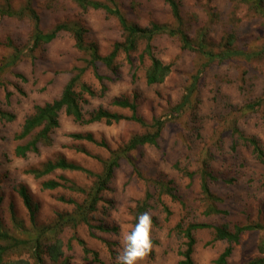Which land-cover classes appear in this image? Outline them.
<instances>
[{
	"label": "rangeland",
	"instance_id": "rangeland-1",
	"mask_svg": "<svg viewBox=\"0 0 264 264\" xmlns=\"http://www.w3.org/2000/svg\"><path fill=\"white\" fill-rule=\"evenodd\" d=\"M179 1L184 27L195 41L203 38L208 49L218 51L223 48L225 37L233 34L235 47L247 55L210 62L199 77L190 102L179 112L175 107L198 76V70L209 60L199 51L182 48L176 36L159 35L154 42L156 56L172 64L171 73L161 83H147L150 59L142 58L145 40H140L130 55L120 53L116 71L99 62L98 71L105 76L103 82L91 67L86 70L82 82L96 92L95 96L86 92L81 95L87 115L99 107L128 115V109L113 105L115 98L127 96L137 101L139 113L148 122L164 116L166 123L158 145H143L130 152L129 158L120 160L110 187L102 193L98 209L91 215L92 225L65 226L58 233L65 251L60 260L64 259L63 264H117L124 235L134 227L138 208L147 194L150 206L146 212L152 215L151 238L156 242L151 246L153 252H148L139 264H179L180 250L186 241L177 227L180 223L187 226L191 222H208L231 228L251 222L264 224V160L253 145L235 133L239 128L256 137L264 149V103L259 111H250L246 106L264 97V12L253 8L247 0ZM9 2L14 7L31 2L46 30L60 22L83 26L87 43L95 44L102 54L109 53L117 41L125 38L117 18L103 9H84L74 0ZM116 2L128 20L139 26L176 22L164 0ZM30 31L27 20L0 14V65L13 53V46L25 48L29 44ZM27 51L16 66L0 73V107L16 114L13 121L0 118V195L4 197L0 215L5 227L15 233L18 232L12 211L27 228L32 227L20 187L25 186L38 205L36 222L45 225L52 223L60 212L74 211L75 203L66 200L82 202L84 194L66 186L43 189L44 180L64 176L77 185L89 186L94 179L83 171L61 169L38 178L29 169L64 157L95 172L101 171L103 162L99 158H108L112 149L147 130L131 120L79 123L62 112L50 145H42L40 152L27 157L17 156L15 147L21 141L16 135L26 116L36 104L59 97L76 67L87 66L89 58L77 49L68 31L33 52ZM8 90L13 92L10 102L6 99ZM72 132H91L107 147L75 139ZM82 148L85 152L79 151ZM206 162L218 176L211 187L220 197L215 206L222 212L207 213L210 201L202 192L200 176ZM105 226L109 229L105 230ZM195 235V263L216 264L228 242L216 240L213 228L199 229ZM79 240H84L94 253L86 254ZM262 244L264 229L245 232L228 264H248L256 257H264ZM23 257L33 261L29 251ZM46 264L54 263L46 257Z\"/></svg>",
	"mask_w": 264,
	"mask_h": 264
},
{
	"label": "trees",
	"instance_id": "trees-1",
	"mask_svg": "<svg viewBox=\"0 0 264 264\" xmlns=\"http://www.w3.org/2000/svg\"><path fill=\"white\" fill-rule=\"evenodd\" d=\"M80 7L84 9L95 8L103 9L108 14L115 16L119 21L125 38L122 41H117L111 51L107 54L100 53L98 47L93 43L86 41V29L77 24L70 22L57 23L53 28L46 30L42 26L41 15L37 9L31 4H25L14 7L8 0L5 3H0V14L10 17H16L21 20H27L31 24L29 35V44L23 48L21 46H13V53L3 64L0 65V73L8 68H13L22 59L27 49L31 52L41 47L42 45L52 42L61 32H70L75 40V46L79 51L86 53L88 65L76 67V73L72 75L70 80L65 85L59 97L53 100L39 103L34 106V110L26 116L23 125L16 135V139L21 142L15 147V154L19 157H27L30 153H38L42 145H50L53 142V134L60 126V115L65 112L72 116L79 123H96L104 121L107 124L119 123L122 120H131L147 127V130L142 133H136L122 146L112 149L110 156L106 159L99 158L103 162L101 171H93L81 164L68 161L64 157L50 159L41 167L29 169V172L35 177L42 178L54 173L56 170H72L83 171L94 177L91 185H77L64 176L59 179L49 178L43 181V189H56L59 187H69L70 189L84 194L82 202L68 199L67 202L75 203V209L71 212H60L58 217L49 224L38 225L36 222V212L38 205L34 203L31 195L25 186L20 187L19 193L23 198L24 205L30 213V221L32 227L29 229L25 226L14 211H12V219L17 227V232H12L6 228L0 215V264H46V257H49L54 264L66 263L61 258L64 255L63 240L58 236L65 226H77L80 223L91 224V215L98 209V203L102 199V193L110 187L111 181L114 178L115 169L120 165L122 158H129L130 152L136 150L143 145H158L162 135V130L166 123V118H154L153 122H148L138 110V103L135 99H130L127 96L117 97L113 100V105L128 109L130 114L126 115L117 111L99 107L92 111L89 115L84 112L83 102L85 98L81 96L84 92L91 96H95L96 92L86 82H82V76L90 67L94 70L95 76L104 81L105 76L98 71V63L101 62L112 70L116 71V61L120 53H130L135 50L140 40H145V48L142 58L148 57L150 65L146 71L147 83L157 84L163 82L172 71V64L167 63L155 54V40L159 35L167 34L176 36L180 39L182 48L199 51L204 54L209 60L200 70L198 76L194 77L193 84L188 87L183 100L175 107L179 112L183 107L190 102L193 90L198 83L199 77L202 75L205 67L212 61L219 59L234 58L237 56L247 55L243 50H239L234 45V35L229 34L224 39V45L221 50L214 51L208 49L203 40L195 41L187 29L184 27V18L182 7L179 0H164L171 9L172 17L176 20L174 24L153 22L147 26H139L130 22L118 5L116 0H74ZM251 2L253 8L264 12V0H247ZM22 76V75H21ZM1 83V82H0ZM78 87L81 88L78 91ZM13 92L8 90L6 99L11 101ZM264 103V97L248 103L247 109L250 111H259ZM0 118L5 121H13L16 119V114L13 111L0 107ZM264 121V116H263ZM235 133L253 145L258 156L264 160V149L259 140L254 136L244 134L239 128ZM73 138L79 140H87L107 147L106 142L98 141L93 133L72 132ZM85 152V150L79 149ZM189 175H193L192 172ZM202 192L206 199L210 201L208 214L222 212L215 203L220 197L213 191L211 184L218 180V176L210 169L206 162L200 170ZM71 182V184H67ZM1 187V186H0ZM168 190H172L168 188ZM150 194L142 201L138 208V215L146 212L149 204ZM65 200V199H62ZM4 197L0 195V208L3 204ZM136 223V220H135ZM178 229L185 237V247L180 250L181 259L179 264H196L193 258L197 238L195 232L203 228H213L214 238L216 240L223 239L228 242V246L224 249L221 255L216 260V264H228L229 258L233 254L234 247L241 241L242 235L247 231L264 229V224L260 222H251L244 224H235L232 228L228 225H215L208 222H191L187 226L182 223L177 225ZM105 230L108 227H103ZM152 243L156 242L151 238ZM83 245L86 254L94 253L87 246L84 240H79ZM264 245V244H262ZM264 249V247H263ZM29 251L33 261L23 257L24 252ZM149 252H153L152 247ZM98 253L95 252V255ZM248 264H264V257H256L248 262Z\"/></svg>",
	"mask_w": 264,
	"mask_h": 264
},
{
	"label": "clouds",
	"instance_id": "clouds-1",
	"mask_svg": "<svg viewBox=\"0 0 264 264\" xmlns=\"http://www.w3.org/2000/svg\"><path fill=\"white\" fill-rule=\"evenodd\" d=\"M151 230L152 215L141 213L134 227L124 235L122 251L116 257L117 264H139L151 249Z\"/></svg>",
	"mask_w": 264,
	"mask_h": 264
}]
</instances>
